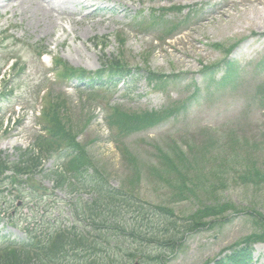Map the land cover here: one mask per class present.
<instances>
[{"label":"rangeland","instance_id":"obj_1","mask_svg":"<svg viewBox=\"0 0 264 264\" xmlns=\"http://www.w3.org/2000/svg\"><path fill=\"white\" fill-rule=\"evenodd\" d=\"M93 1L105 10H99L88 18L85 14L90 13L89 10L74 5L76 14L72 17L75 20H57L52 28H44V23L33 21L31 9L20 14L19 8L11 9L4 3L0 4V39L3 37L0 40V67L9 58L19 63L16 70L0 75V157L9 163L16 162L17 149L29 150L36 136L46 132L43 123H40L42 132L34 130V126L39 124L35 123L29 110L45 80L37 58L38 52L44 48L50 56L60 58L73 69L95 71L100 63L111 61L120 54L132 69L142 72L148 68L167 75L166 83L157 84L158 89L152 91L140 76L132 82L124 80L112 90L113 94L108 99L95 102L96 98L91 100L89 96H82L80 89L75 88V81H56L47 93L46 106L49 97H59L64 101L60 125L68 135L66 137L73 139L83 149L85 157L91 159L92 167L87 175L93 173L111 188L132 195V199L127 200L130 211L123 212L119 222L122 232L114 238L109 234L111 239H108L106 250L110 258L115 250L121 249L122 253L120 251L117 258L113 256L114 260L135 253L137 257L143 256L144 261L140 259L142 264H211L214 259L229 254L227 247L242 243L260 231L254 220L246 215L247 212L264 217V185L246 186L235 180L245 173L244 165L239 166V163L247 159L264 173V0ZM62 7L67 8L66 5ZM178 7L183 8L180 13L172 10ZM153 11L166 14L161 16L162 24L167 27L173 24L168 37L163 36V26L137 27L139 21L148 20ZM81 18L82 21L78 22L77 19ZM233 44H236L235 48L226 55L225 50ZM224 60L233 62L236 72L230 82L219 85L224 68L212 74L202 67L219 65ZM20 66L21 69L23 66L22 72L19 71ZM102 102L111 107L121 106L130 113L150 109L159 111L163 106L174 108L183 105L184 109L157 126L142 128L130 136L116 139L104 127L103 117L106 115ZM14 104L22 108L16 112L19 114L15 120L20 121L6 124V118L2 119L3 113ZM66 143L63 141L62 144ZM157 148L165 152H185L187 161L184 160L179 167L187 170L197 186L199 174H204L205 178L210 174L211 178L212 173H218L230 179L226 180L220 194L197 190L188 199L173 202L172 182L167 186L164 178L160 180L157 177L164 172L160 170L164 166L158 161ZM123 150L129 153L130 159L122 155ZM42 154V173L34 178H23L22 182L27 179L29 183L24 184L23 189H35L40 195L56 197L55 208L48 211L49 216H45L44 223L56 219L63 221L62 217H65L63 223L69 230L74 225L90 238H96L98 234L92 232V225L79 219L83 212L76 211L77 207L91 203L95 197L88 180L79 182V192L66 187L53 189L47 176L54 170L53 160H47L48 152L43 151ZM174 175L171 172L167 176L173 178ZM205 178L202 182L210 181V178ZM211 183L218 186L214 181ZM11 190V196L16 197V191ZM7 196H4L5 203H0V207L4 205L8 210V215L1 216L0 236L9 235L17 242L27 241L24 225L37 221L42 210L38 207L36 214L35 210L32 213L28 209L30 202L36 204L28 195L22 200L21 208L16 205L19 209L14 214L16 206L10 194ZM134 199L135 202L131 203ZM212 202L228 203L238 212H229L226 223L188 234L174 251L164 250L159 245L165 233L162 225L154 229L155 239L146 237L150 243L143 240L133 245L124 234L133 231L140 223L142 215L139 216L135 208L151 223L156 221L154 216L150 218L153 206H165L178 218V227H181V219L191 217L199 221V212ZM144 230L140 231L142 235ZM176 236L180 237V234ZM251 258V264H264V244L253 247Z\"/></svg>","mask_w":264,"mask_h":264},{"label":"trees","instance_id":"obj_2","mask_svg":"<svg viewBox=\"0 0 264 264\" xmlns=\"http://www.w3.org/2000/svg\"><path fill=\"white\" fill-rule=\"evenodd\" d=\"M158 18L159 15L153 13L151 16L152 23L161 24ZM142 25L143 23L140 24V26ZM233 46L234 45L225 50V54H228ZM223 65L225 66V75L219 84L230 82L236 72L233 63L224 61ZM213 68L214 67H204L203 69L213 71L211 70ZM104 72H107L109 81L115 77L122 78L129 73L126 66L121 63V61L117 60H113L109 65H105L102 70L96 74L99 81L104 76ZM78 73L84 76L85 72L72 71L62 64V78H67L70 75L75 76V74ZM145 77L149 84L161 83L165 78L164 75L156 74L151 71H147ZM52 101L53 102L48 105L47 111L43 114L45 129L51 138L49 137L50 140H45L40 137L37 138L35 147H37L36 149H38V151H42L43 148L47 152L50 149L48 158L55 157L51 154L52 150L63 152V154H61L62 157L66 154H70L68 163L65 164L61 170L48 172L47 176L50 177L55 188L61 189L70 186L75 190L71 180L78 181L83 178L88 162L83 149H81L73 139L66 137L68 135H65L64 129L60 125V116L64 115L61 112L64 103L62 102V105L58 103V98L55 100L52 99ZM182 110V107H174L171 109L165 108L158 112L143 111L139 113H129L121 107H115L111 110L112 115L110 116L109 123L110 125L116 126L118 134L123 136L142 128L155 126L177 115ZM63 141L67 143L62 144ZM156 151L159 156V163L164 166L162 167L160 165V170H164V172L163 174L160 173L157 177L160 180L164 178L167 186H170V182H172V201L186 200L195 194L194 192L197 190H207L206 193L215 195L224 189L226 180L230 179L225 176H220L218 173H212L211 178L210 174H207L208 178H205L204 174H199V185L197 186L195 181L188 176L187 170L183 167H179L185 162L184 160L187 161L185 152L174 153L173 150H171V152H165L159 148H157ZM188 151L190 152V149H188ZM247 160H243L239 163V166L244 165L245 173L235 180H239L242 185L246 186L259 187L264 185V173L259 171V168H257L254 162H248ZM176 161H178V164L175 163ZM181 169H184V171L182 172ZM6 171H11L16 176L36 175L42 172L41 158L34 156L29 150L20 152L18 160L14 163H9L0 158V178L3 177ZM171 172L175 173L173 178L167 176ZM204 178L205 180L210 178V181L204 183L202 182ZM91 179L92 181L90 180L89 183L92 184L96 196L90 204L84 205L81 211L83 214L87 215L84 220H90L92 232L98 234L96 238H90L87 233L76 232L75 230L70 232L57 231L53 235L48 236L43 242L39 240L34 242L31 240L28 244L21 245L20 247L7 244L6 246L0 247V264H75L76 262L78 264H128L130 259L136 258L135 253H128L123 255L119 260H114L113 256L117 258L119 252L121 251L122 253V250H115L111 258L109 256L110 253L106 250V247L109 245L108 239L122 232L120 228L121 223L119 222L122 218V213L124 212L126 214L130 211L131 206L127 204V200H131L132 195L124 192V190L111 189L107 185L105 186L97 183L96 179L93 177H91ZM212 181L216 182L218 186H216V184L213 186L211 183ZM216 201L217 200H214L213 202ZM147 208H151V205H147ZM153 208L154 211L150 213V218L154 216L156 221H151V223H148V217L146 215H143L141 211L135 208L136 213H138L139 216L142 215L140 223L133 231L124 233L130 239L131 244L135 245L138 241L143 242V240L150 243L146 237L149 236L151 239H155L156 233L154 231L157 229V226L162 225L165 233L163 234L164 237L160 245L164 247V250L174 249L186 233L196 232L205 228L210 229L217 223H226L230 217V215H228L229 212H238L237 209H234L228 203H213L211 205H205L204 211L199 212V221H194L191 217H187L181 219V225H179L181 227H178L179 220L174 218V214L170 209L165 206L157 205L153 206ZM79 209L80 207L78 210ZM246 215L254 220L255 226H257L260 231L248 236L242 243H235L234 246L229 248L231 251L230 254L215 261L214 264H249L251 245L260 241L264 243V217L261 214L250 212H247ZM207 218L213 219L209 222L204 221ZM84 220L82 219V222H84ZM143 221H145V225L142 223ZM159 221L160 223H158ZM150 224L154 227L150 226ZM143 228L145 229V233L142 235L140 231ZM177 234H180V237H177ZM145 258L152 260L149 256ZM140 259L143 260V256H141Z\"/></svg>","mask_w":264,"mask_h":264},{"label":"bare ground","instance_id":"obj_3","mask_svg":"<svg viewBox=\"0 0 264 264\" xmlns=\"http://www.w3.org/2000/svg\"><path fill=\"white\" fill-rule=\"evenodd\" d=\"M1 3L6 4V7H10L11 9L19 8L20 14L31 9V14H33L32 16L34 17L31 19L38 23H44V28H52L53 23L57 20H75L72 16L75 15L76 12L72 9L68 10L63 8L62 6L66 3L60 0H0V4ZM81 3H84L87 8L93 11H97L99 8L97 3L93 0H73L69 2V6H72V4L80 5ZM121 5L125 6V3L121 2ZM25 18L28 19L29 17L26 16ZM77 21L80 22L82 19H77ZM98 21L101 22V19Z\"/></svg>","mask_w":264,"mask_h":264}]
</instances>
